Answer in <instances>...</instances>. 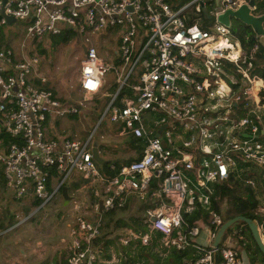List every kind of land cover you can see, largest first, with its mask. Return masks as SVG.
<instances>
[{"label":"built area","instance_id":"1","mask_svg":"<svg viewBox=\"0 0 264 264\" xmlns=\"http://www.w3.org/2000/svg\"><path fill=\"white\" fill-rule=\"evenodd\" d=\"M247 2L0 0V26L8 24L7 16L27 21L31 40L67 30L80 39L87 35L79 67L81 92L67 85L81 99L74 100L67 90L68 101L46 86L49 76L38 53L18 57L0 40V166L7 191L18 202L33 198L44 206L79 176L82 189L93 197L98 218L77 216L66 264L98 261L102 214L125 206L131 195L149 204L143 217L149 232L127 229L124 244H148L157 232L162 235L157 245L161 253L190 248L199 253L184 264H243L238 248L247 243L243 223L230 227L220 245H213L225 222L210 208L213 184L231 178L255 193L264 240V77L256 71L264 46L256 35L251 47L244 46L233 25L219 20ZM114 30L119 36L117 59L100 55L90 36L102 31L112 35ZM108 72L115 73L118 87L103 93ZM100 95L111 99L97 107L101 114L88 137H61L54 125L47 135L48 120L85 114L91 110L88 102ZM107 117L117 123L120 138L136 137L143 147L141 153L135 150L133 161L112 164L114 174L102 171L93 155L98 127ZM53 170L58 176L51 179ZM199 205L209 208V222L191 224L185 213ZM31 216L0 230V236ZM204 228L207 244L198 239Z\"/></svg>","mask_w":264,"mask_h":264},{"label":"rangeland","instance_id":"2","mask_svg":"<svg viewBox=\"0 0 264 264\" xmlns=\"http://www.w3.org/2000/svg\"><path fill=\"white\" fill-rule=\"evenodd\" d=\"M232 23L233 26H236L238 23H240V21L237 19H233ZM27 25V21L17 20L13 23H8L7 25L1 26V41L10 45L15 50L18 57H22L24 53H38L43 58L40 67L42 71L47 73L49 76V82L46 84V86L54 88L59 93L60 99H62L63 101H68V84H72L78 92H81L78 86L77 75H79V67L81 61L85 57L83 46L87 35L81 36V39L78 36H74L67 43L52 45L50 39L51 37L48 36H43L37 40H31L27 36ZM112 32V35H109L108 31H102L91 33L90 36L92 42L98 48L100 55L104 57L110 55L113 57V59H117L118 56L116 55V49L118 47L119 36L117 34V30H114ZM257 74L261 77H264L261 70H257ZM106 78L107 83L105 85L103 93L105 91L114 92V90H116V88L118 87V84L115 81V73L108 72L106 74ZM111 83H114V87L112 90H110L109 88ZM110 99L111 98L109 96H97L88 102V107L91 110H96V107H99V105L105 107ZM100 114L101 111L96 110L93 114H87L86 118L84 119L80 114H78L58 117L54 122L48 120L46 122L47 135L51 130L50 127L54 125L60 134H65L66 136L72 138L85 139L96 126ZM116 128L117 123L111 122L109 120V117H107V119L101 125H99L98 139L100 141V149L106 160L117 159L119 161H123L134 156L135 149L132 148L130 144L126 143V137H119L118 129ZM46 138H48V136H46ZM1 170L2 169L0 166V172ZM78 178L80 177L77 176L76 180H78ZM2 184L3 183L0 182V217H3V214L6 211H9L15 221H17L16 224H18L23 218H26L31 214L32 216L26 222L21 224L20 227L13 228L12 230L0 236V250L3 248L5 242L9 240L10 237L16 235L19 231H24L25 228H33L35 230H38L42 227L43 231H46L45 229H48L50 231H60L64 229L67 232V225L69 223H74L77 216L79 215H83L87 219L98 218L96 213L93 211L92 206L89 204L90 200L88 202H84L83 194L81 192H78L76 189H72L76 192L74 200L72 199L67 205L64 204L63 196L61 193H59L50 203L44 206L31 205L28 208L27 206H22V204L20 203H26L29 198L24 200L23 202L17 201L18 203H15V200L13 201L12 198L8 199V201L5 197V192H3V190L1 189ZM95 186L101 192L104 189L102 183L99 181L95 183ZM2 201L7 202L1 204ZM76 205H79L78 209L76 208ZM144 205L145 203H143L142 201H139L137 198H133L132 202L126 207L118 208L111 214H102L103 225L101 228V234L96 240V245L101 254L103 252L107 253V256H109L113 260L112 264H124L125 262L127 264L130 263L129 259L125 257L124 252L134 250L144 245L140 240H135V248H131L128 246V244L126 245L122 242V236L127 229L132 228L133 230L137 231L133 227H130L129 224L131 223L132 216L143 217L144 208L146 207ZM223 217L225 218L224 215ZM120 219L121 222H125L126 224H122L123 226L118 227L116 226V221ZM16 224L13 226H16ZM145 232H149V230L146 229L142 233ZM40 233L43 234L46 232H39L38 230L35 231L34 235H38ZM248 233H250V231H248L246 235V246H238L239 250L243 254V264H250V260L251 262H253L256 257H258L259 260L256 264H264V255L256 249L254 242L252 245L253 247H251L253 252L249 253V248L247 245L248 243H250V241L253 240L251 235ZM207 236L208 231L206 230V228H204L198 239L201 243L207 244ZM153 239H155L154 241L157 245L159 239L154 236ZM107 244L109 246H106ZM153 251L157 252L160 255H166L164 254V252L161 253L162 249L155 245ZM142 252L145 254V257L146 254L149 256L148 259H146L147 257H140V261H138V264L160 263V260L157 257L158 255L152 253L149 254L148 250Z\"/></svg>","mask_w":264,"mask_h":264},{"label":"trees","instance_id":"3","mask_svg":"<svg viewBox=\"0 0 264 264\" xmlns=\"http://www.w3.org/2000/svg\"><path fill=\"white\" fill-rule=\"evenodd\" d=\"M254 12L256 14L264 13V0H255V8ZM1 27V26H0ZM1 31V30H0ZM233 31L235 38L239 39L240 42L246 46V47H251L254 44L253 41V36L255 35L254 30L252 29L251 26L244 24L242 22L238 23L236 26H233ZM74 36H76V33L72 30H67L63 32L61 35H55V36H50L52 45H58L61 43H67L69 42ZM2 39V34L0 33V40ZM263 50V49H262ZM260 59L256 62V71L261 70V72L264 75V54L263 51L259 53L258 55ZM113 89V88H112ZM110 89V90H112ZM97 109V107H96ZM95 112V111H94ZM126 143L130 144L132 148L135 150L137 149L139 153L142 152V145L139 141L138 138L136 137H129L126 139ZM136 159L135 156H132L128 159L125 160H107L106 163L101 165L102 171L108 173V174H114L115 171L111 169V165L116 163L117 166H120L123 163H129ZM0 174H3L2 171ZM58 174L53 170L52 173V178L57 177ZM51 181V180H50ZM83 183V179L80 177L78 180H74L69 184L70 189H77L81 186ZM213 192L211 193V209H214L221 213L222 215L225 216V221L228 219H231L235 216L238 215H245L247 217H250L258 222V224L261 223V216L258 215L255 212V209L258 205V200L255 196V193L250 189L242 186L237 180L231 178L225 182L222 183H214L213 184ZM35 206L41 205V200L35 199L33 202ZM145 203L144 206L148 207V203ZM145 207V208H146ZM115 210L107 211L104 212L103 214H111L115 212ZM3 217H0V230H6L8 228H11L13 225L17 223L15 219L13 218L12 214L8 213L6 211ZM186 219L191 223V224H197L202 222H209V208L207 207H202L199 205L194 212L192 213H185ZM122 224H126L125 222H121V220L116 221V226L120 227L123 226ZM243 230L245 234L247 235V232L250 231L249 227L243 223ZM128 225V224H127ZM130 227H133L137 231H145L147 228L143 223V218L139 216H133L131 218V223L129 224ZM239 227L241 226L238 225ZM143 228V229H141ZM251 235V232L248 233ZM162 235L158 233V237H161ZM157 237V238H158ZM159 239V238H158ZM155 239L152 238V240L148 244H144L143 246H140L139 248H136L134 250L130 251H125L124 255L127 259H129L130 263L128 264H138V261H140V257H144L148 259V256L142 252L145 250H148L149 254H155L158 255V259L160 260L159 264H184L185 260H190V259H196L199 256V253L196 252L194 249L190 248L187 250H177V249H170L166 251V255H160L157 252H154V245L155 244ZM253 241H250L248 243V248H249V253L253 252L252 248L253 247V242L255 244V247L257 250H259L257 244L255 243L253 237ZM143 244V243H142ZM129 247H134L133 244L129 245ZM128 247V248H129ZM136 250V251H135ZM260 251V250H259ZM261 252V251H260ZM263 254V253H262ZM264 255V254H263ZM149 261V260H148ZM258 257L254 259L253 262L250 260V264H256L258 262ZM124 264H127L126 262Z\"/></svg>","mask_w":264,"mask_h":264},{"label":"crops","instance_id":"4","mask_svg":"<svg viewBox=\"0 0 264 264\" xmlns=\"http://www.w3.org/2000/svg\"><path fill=\"white\" fill-rule=\"evenodd\" d=\"M77 81L79 82V75H77ZM89 113L91 114L92 110H88L85 112V114H81V117L84 119L86 118V115ZM60 136L63 137L66 135L60 134ZM0 180H1L0 182L3 183L1 189L3 190V192H5L6 199L8 200L12 198L14 201L15 199L12 197L11 193L7 191L6 187H4L5 179H4L3 174H0ZM82 184L76 190L83 194L84 202H88L90 200L89 204L91 205L93 202V197L90 192H88L86 195V191L82 189ZM75 193H76L75 190H72L69 187V194L73 200L76 195ZM133 196L131 195L129 197V201L127 202V204L121 208H124L128 204H130L132 202V199L135 198V195ZM34 200L35 199L33 198H29V200L26 203L23 202L20 204H22V206H27L29 208L31 205L34 204L33 203ZM6 202L7 201H2L1 204H4ZM15 203H18V202L15 200ZM64 204L66 205L65 199H64ZM146 208H144V214H145ZM8 213L10 212L8 211ZM144 214H143V217H144ZM20 226L21 225L17 227H20ZM67 226H68L67 232L64 229L60 231H55V230L50 231L48 229H45L46 231H43L42 227H41L42 230L41 228L38 229L39 232H46V233H43V234L40 233L38 235H34L35 231H38V230H35L33 228H25L24 231H19L16 235L10 237L9 240L5 242L3 248L0 250L1 264H66L71 254V247H72V240H73L72 231L74 230V228H76V224L75 222L69 223ZM153 236L158 237V233L154 232L152 234V238ZM158 238H161V237H158ZM131 243L135 246L134 244L135 241H132ZM131 243L128 244V246L131 245ZM106 246H109V245L107 244ZM124 249H127V248H124ZM97 252H98L99 258L95 264H112L113 260L109 256H107V253L103 252L101 254L98 248H97ZM103 255H105L106 257Z\"/></svg>","mask_w":264,"mask_h":264},{"label":"water","instance_id":"5","mask_svg":"<svg viewBox=\"0 0 264 264\" xmlns=\"http://www.w3.org/2000/svg\"><path fill=\"white\" fill-rule=\"evenodd\" d=\"M3 1L6 2V0ZM254 8H255V0H249V2L244 3L236 10L229 9L225 13L221 14L219 20L229 27L233 25L232 23L233 19H237L240 22L251 26L252 29L254 30L255 35L259 37L260 43L264 46V13L256 14L254 12ZM2 14H4L3 11ZM7 19H8V23H13L16 21V19L13 16H7ZM83 48H84V52H86L87 48L85 45L83 46ZM67 90L70 91L71 96L74 100L81 99V96L79 94H76V91L72 90L71 87H68ZM93 155L96 161L100 165L106 163L107 160L100 153V145L98 140H96L94 143ZM62 196L65 199L66 205L69 204V202L72 200V197L69 194L68 185H65L62 188ZM98 203H99V211L102 213L104 197H101ZM240 223H245L249 227L255 243L257 244L261 253L264 254V240L262 238L259 225L256 220L247 217L245 215H238L231 219L226 220L218 228L213 240V245L219 246L225 232L230 227L236 226Z\"/></svg>","mask_w":264,"mask_h":264},{"label":"flooded vegetation","instance_id":"6","mask_svg":"<svg viewBox=\"0 0 264 264\" xmlns=\"http://www.w3.org/2000/svg\"><path fill=\"white\" fill-rule=\"evenodd\" d=\"M84 49V48H83ZM47 74V73H46ZM48 75V74H47Z\"/></svg>","mask_w":264,"mask_h":264}]
</instances>
